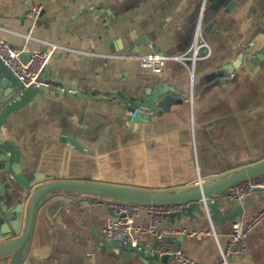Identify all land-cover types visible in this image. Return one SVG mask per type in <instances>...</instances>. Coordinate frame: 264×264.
Masks as SVG:
<instances>
[{
  "label": "crops",
  "instance_id": "obj_1",
  "mask_svg": "<svg viewBox=\"0 0 264 264\" xmlns=\"http://www.w3.org/2000/svg\"><path fill=\"white\" fill-rule=\"evenodd\" d=\"M37 5L43 11L35 20L28 11ZM200 17L213 52L198 61L193 86L180 62L154 73L127 57L152 49L184 52ZM262 31L264 0H0V37L9 45H59L43 76L51 87L3 126L19 151L24 180L2 171L0 161L1 223L9 227L8 218L21 209V233L32 197L52 180L173 191L193 186L199 175L213 182L264 161V54L251 63L245 53ZM2 99L0 92V109ZM133 106L151 113L135 121ZM115 201L52 194L38 209L22 264H164L148 261L161 256L154 234L138 235L144 256L104 238ZM215 201L217 218L210 206ZM207 203L210 213L202 202L203 212L166 216L160 230L197 263L221 264L233 224L264 207V191L239 201L216 195ZM149 223L141 208L136 224ZM245 246L229 264H264V220ZM167 264L183 263L171 255Z\"/></svg>",
  "mask_w": 264,
  "mask_h": 264
},
{
  "label": "water",
  "instance_id": "obj_2",
  "mask_svg": "<svg viewBox=\"0 0 264 264\" xmlns=\"http://www.w3.org/2000/svg\"><path fill=\"white\" fill-rule=\"evenodd\" d=\"M245 53L251 63L256 62L258 58L263 57L264 31L258 33L254 37L252 42L248 44ZM42 91L43 88L35 86L25 88L12 69L0 57V92L3 94V99L1 101L2 108L0 109V161L5 163L1 170L9 171L20 181L24 180L21 176L20 154L15 144L6 138L3 126L11 113L20 110L23 106L28 104L35 95L41 94ZM135 108L137 107L133 106L131 107V110L134 111ZM142 117H145V114L137 112L133 116V119L135 121H140L142 120ZM70 140L75 144H78L75 139ZM79 146L80 145H78V147ZM263 174L264 161H261L237 170L216 181L207 182L203 187L193 185L173 191L167 189L132 187L89 180L49 181L40 186L32 197L29 205L26 225L21 233H19L21 209L15 210V215L8 218V221L12 219L9 227L0 221V264L23 263L32 240L38 209L43 202L49 199L52 194L57 191L108 197L115 200L141 205L169 203L183 204L181 211L173 212L167 215L174 218L181 217L183 214L192 215L195 211L203 212L204 208L202 206V200L205 198L210 199L216 195H223L236 183ZM210 206L212 212L215 213L212 217L217 218L218 216L216 214H219L218 201L212 202ZM0 207L4 208L5 206L0 205ZM4 235L9 236L2 239ZM109 244L119 249L124 247L119 241L109 242ZM132 252L144 256L141 249H135ZM124 256H126L125 253ZM170 257V254H163L161 256H157L156 259L154 256L150 257V260L148 261L160 260L162 263L167 264Z\"/></svg>",
  "mask_w": 264,
  "mask_h": 264
},
{
  "label": "built area",
  "instance_id": "obj_3",
  "mask_svg": "<svg viewBox=\"0 0 264 264\" xmlns=\"http://www.w3.org/2000/svg\"><path fill=\"white\" fill-rule=\"evenodd\" d=\"M43 6L37 5L29 9L28 15L32 19H38L42 14ZM30 37V36H28ZM59 45L52 43L47 48L28 50L27 47L18 49L9 45L0 37V57L12 69L14 74L23 83L24 87L50 88L51 84L43 78L45 70L51 59L56 55ZM213 48L208 41L200 17L196 23L193 41L189 48L184 52L175 55H167L152 49L150 52L142 55H128V58H137L142 68L154 73H162L169 61H177L185 65L190 76V82L193 86L196 74L197 63L200 60L207 59L212 55ZM26 55V58H25ZM65 90V89H63ZM137 112L150 114V110H143L139 107L131 112L134 116ZM207 183L206 179L199 175L195 181L196 186L203 187ZM256 190L264 191V174L248 178L231 186L226 193L225 198L232 201H239L246 198ZM208 208V198L202 200ZM113 216L109 219L107 226L104 228V238L108 242L119 241L124 247L129 249L139 248V234L151 233L157 237L156 253L159 255L170 254L183 264H199L187 257L184 252L174 243L166 242L164 233L160 230V225L164 218L173 212L181 211L183 204H136L116 200L111 204ZM147 210L150 216L148 225L136 224L140 209ZM264 220V207L254 217L247 222H236L233 224L229 234V242L226 247H221L222 261L221 264H229V256L234 253L245 251V241L253 229ZM192 234L200 236L202 233L193 231Z\"/></svg>",
  "mask_w": 264,
  "mask_h": 264
}]
</instances>
